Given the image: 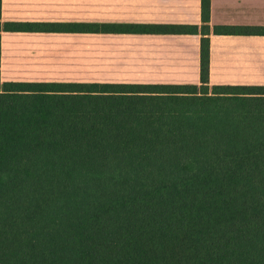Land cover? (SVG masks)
<instances>
[{
	"label": "trees",
	"instance_id": "1",
	"mask_svg": "<svg viewBox=\"0 0 264 264\" xmlns=\"http://www.w3.org/2000/svg\"><path fill=\"white\" fill-rule=\"evenodd\" d=\"M20 22L0 0V264H264V84H210V34ZM201 33V83L4 81L2 31Z\"/></svg>",
	"mask_w": 264,
	"mask_h": 264
},
{
	"label": "crops",
	"instance_id": "2",
	"mask_svg": "<svg viewBox=\"0 0 264 264\" xmlns=\"http://www.w3.org/2000/svg\"><path fill=\"white\" fill-rule=\"evenodd\" d=\"M2 20L201 25L202 0H2ZM210 22L264 24V0H211ZM201 38V33L4 30L1 78L200 84ZM209 79L264 84V35L211 33Z\"/></svg>",
	"mask_w": 264,
	"mask_h": 264
},
{
	"label": "rangeland",
	"instance_id": "3",
	"mask_svg": "<svg viewBox=\"0 0 264 264\" xmlns=\"http://www.w3.org/2000/svg\"><path fill=\"white\" fill-rule=\"evenodd\" d=\"M83 72V74H84V76H87L90 72H89V70H82ZM58 72H60V70H58ZM87 72H89V73H87ZM55 73H57V72H55ZM100 82H103V81H100Z\"/></svg>",
	"mask_w": 264,
	"mask_h": 264
},
{
	"label": "bare ground",
	"instance_id": "4",
	"mask_svg": "<svg viewBox=\"0 0 264 264\" xmlns=\"http://www.w3.org/2000/svg\"><path fill=\"white\" fill-rule=\"evenodd\" d=\"M37 74V73H36Z\"/></svg>",
	"mask_w": 264,
	"mask_h": 264
}]
</instances>
